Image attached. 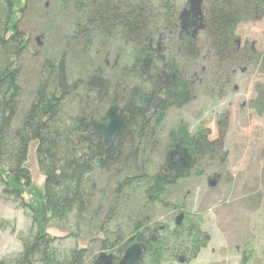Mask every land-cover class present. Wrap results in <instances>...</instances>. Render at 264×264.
Listing matches in <instances>:
<instances>
[{"label":"trees","instance_id":"1","mask_svg":"<svg viewBox=\"0 0 264 264\" xmlns=\"http://www.w3.org/2000/svg\"><path fill=\"white\" fill-rule=\"evenodd\" d=\"M56 1L60 14L72 17L69 42L85 58L100 51L101 60L84 79L69 83L61 76L62 61L54 63L45 54L32 53L38 63L33 64L37 83L33 100L16 123L21 57L28 48L21 18L28 0H0V200L22 210L29 221L26 231L16 236L21 251L1 258L0 264H93L95 259H88L87 248L77 244L78 222L87 213L85 187L92 174L110 175L117 167L127 171L110 189L104 220L86 237L94 240L100 235V250L112 254L114 260H120L129 245L138 242L145 247L138 264H164L167 257L177 254L187 260L195 258L205 247L198 218L185 214L181 224L168 231L132 216L127 218L129 233H124L118 226L107 228L108 215L115 203L125 200L132 186L140 189L147 205L166 206L170 188L177 180L188 178L196 160L217 158L220 140L210 141L208 131L191 135L178 124L165 133V143L170 151L176 147L185 151L189 167L184 174L170 181L161 172L146 173L143 167L146 151L152 154L160 140L167 112L190 102L193 75H188L185 67L198 61L197 42L202 39L211 69L222 66L238 52L234 45L238 24L260 16L264 0ZM173 35L175 41L169 38ZM154 43L158 51L152 52ZM157 62L160 70L170 75L164 98L158 96L151 77V66ZM118 104L125 105L127 123L105 149L101 136L93 134L90 125L102 121L105 108ZM32 144L43 189L30 203L24 195L31 181L26 160ZM128 149L130 158H126ZM132 161L139 162L138 173H133V165H126ZM98 193L103 195L105 190ZM101 207L96 206L90 214L97 215ZM174 208L183 211V207ZM50 228L68 231L66 237L73 238L74 244L60 248L64 238L51 236ZM249 258L243 250L241 264H247Z\"/></svg>","mask_w":264,"mask_h":264},{"label":"rangeland","instance_id":"2","mask_svg":"<svg viewBox=\"0 0 264 264\" xmlns=\"http://www.w3.org/2000/svg\"><path fill=\"white\" fill-rule=\"evenodd\" d=\"M71 24V15L60 14L56 0H28L21 18L28 48L21 57L23 72L19 78L21 93L16 123L33 100L37 83L33 64L38 63L32 58V53L45 54L54 63L62 61L61 76L69 83L84 79L91 73V67L93 69L101 60L100 51L90 52L86 58L79 55V48L69 42ZM169 38L175 41L174 35ZM156 43L152 52L158 51ZM234 43L238 52L222 66L211 69L202 39L197 42L198 61L185 67L187 74L193 75L189 82L190 102L167 112L159 131L160 140L152 154L148 155L146 151V162L142 163L146 173L161 172L171 152L165 143V133L178 124H183L191 135L199 130L208 131L210 141L220 140L221 151L217 158L196 160L188 178L177 180L170 188L165 197L166 206L147 205L140 189L132 186L123 194L125 200H117L115 205L112 203L115 207L108 215L110 222L107 228L118 226L124 233H129L127 218L132 216L143 217L159 227H167L168 231L173 229L174 221L181 213L198 218L200 238L205 247L193 259L187 260L184 255L177 254L167 257L164 264H241L243 250L250 254L247 264H264V11L257 18L238 24ZM163 45L159 49L163 50ZM165 47L168 48L167 44ZM107 55L112 59L113 56ZM159 66L158 62L151 66L154 82H164V78L157 79L161 74ZM32 68L33 71L30 70ZM94 87L99 89V84L95 82ZM159 96L165 97L161 93ZM116 106L125 110L124 104ZM126 154V158L129 157V149ZM138 163L132 161L126 165H133V173H138ZM26 168L31 181L24 199L31 203L43 189V176L36 166L34 144L28 150ZM117 168L110 175L94 173L87 179V213L78 222L80 236L77 244L87 248L88 259L94 260L102 252V237L99 235L90 240L86 235L93 229L96 231L104 220L110 207V189L127 171ZM102 190H105L103 195L98 193ZM98 205L102 207L98 208L97 215L90 214ZM176 206L183 207V211L178 212L174 208ZM28 225L22 210L0 200V259L21 251V243L16 236L24 233ZM67 230L71 232L72 229ZM47 231L51 236L64 238L60 245L62 249L74 244L73 238L66 237L68 231L51 228Z\"/></svg>","mask_w":264,"mask_h":264},{"label":"water","instance_id":"3","mask_svg":"<svg viewBox=\"0 0 264 264\" xmlns=\"http://www.w3.org/2000/svg\"><path fill=\"white\" fill-rule=\"evenodd\" d=\"M103 120L105 121V123L93 121L90 125L91 131L93 134L101 136L103 147L105 149H109L112 146L118 132L127 123V116L123 113L122 110H120L119 107L114 105L107 109V111L103 115ZM188 167L189 158L186 156L184 169L186 170L188 169ZM183 217L184 215L182 213L179 214L175 219L174 225L179 226L183 220ZM142 250L136 245L129 247L125 251L122 259L118 264H138L141 260V256L143 254L142 252H144L145 248L143 247ZM112 261L113 256L111 254L100 253L93 264H113Z\"/></svg>","mask_w":264,"mask_h":264},{"label":"flooded vegetation","instance_id":"4","mask_svg":"<svg viewBox=\"0 0 264 264\" xmlns=\"http://www.w3.org/2000/svg\"><path fill=\"white\" fill-rule=\"evenodd\" d=\"M194 28V27H193ZM164 78V82L163 81H156L155 82V85H156V90H157V94L159 96V94L161 93L162 94V97L163 96H166V93L169 89V86H170V81H169V78H170V75L169 74H166L165 72H162L161 71V74L157 77V79L161 80ZM168 79V80H167ZM168 81V82H167ZM160 97V96H159ZM116 106V105H115ZM122 110V109H120ZM123 113L126 115V111L125 110H122ZM119 113V112H118ZM127 116V115H126ZM99 123H105V121L102 119V121H99ZM102 138V137H101ZM182 150V151H180ZM184 150L183 149H180L178 147H176L174 150H172L170 153H169V156L167 158V163L164 167H162V170H161V173L166 177L168 178L170 181H174L176 178H180L184 172H185V169H184V165H185V159H186V156H185V151L183 152ZM180 212V211H179ZM185 215V214H184ZM175 222V221H174ZM161 229H163V227H159ZM133 245H136L138 246L141 250L142 248L144 247L143 244L141 243H131L129 245V247L133 246ZM128 247V248H129ZM145 248V247H144ZM143 251V250H142ZM145 252V250H144ZM142 252V253H144ZM101 253H105V254H110L106 251H102ZM100 254V253H99ZM112 255V254H111ZM98 257V256H97ZM96 257V258H97ZM123 257V256H122ZM142 257V256H141ZM122 259V258H121ZM120 259V260H121ZM96 260V259H95ZM120 260H114V257H113V261L112 263L113 264H118L120 262Z\"/></svg>","mask_w":264,"mask_h":264}]
</instances>
